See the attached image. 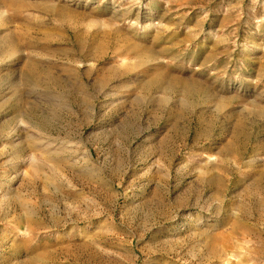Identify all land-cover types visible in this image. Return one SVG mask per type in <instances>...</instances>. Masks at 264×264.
I'll return each mask as SVG.
<instances>
[{
	"label": "rangeland",
	"instance_id": "374dc122",
	"mask_svg": "<svg viewBox=\"0 0 264 264\" xmlns=\"http://www.w3.org/2000/svg\"><path fill=\"white\" fill-rule=\"evenodd\" d=\"M0 264H264V0H0Z\"/></svg>",
	"mask_w": 264,
	"mask_h": 264
},
{
	"label": "bare ground",
	"instance_id": "6f19581e",
	"mask_svg": "<svg viewBox=\"0 0 264 264\" xmlns=\"http://www.w3.org/2000/svg\"><path fill=\"white\" fill-rule=\"evenodd\" d=\"M21 232V231H20Z\"/></svg>",
	"mask_w": 264,
	"mask_h": 264
}]
</instances>
